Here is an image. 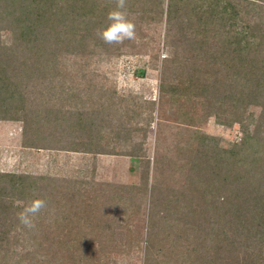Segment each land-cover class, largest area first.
Listing matches in <instances>:
<instances>
[{
	"label": "trees",
	"instance_id": "16d2710c",
	"mask_svg": "<svg viewBox=\"0 0 264 264\" xmlns=\"http://www.w3.org/2000/svg\"><path fill=\"white\" fill-rule=\"evenodd\" d=\"M143 1L152 20L166 19L172 69L162 73L160 93L181 104L195 100L194 107L203 108L202 120L241 124L243 139L225 149L220 139L197 135L186 186L153 185L148 192L150 159L143 143L156 103L147 101L145 113L137 103L131 109L114 86L94 81L98 69H91L111 59L105 53L110 45L96 30L107 27L115 0H0V121L23 124L25 148L140 158V186L150 203L142 247L133 243L130 229L124 242L116 239L121 216L136 202L124 193L139 187L120 186L125 192H118L112 185L106 192L87 188L82 180L60 184L0 172V264H112L135 250L143 252L144 264H171L178 257L179 264H264V0H245L241 7L249 19L260 20L254 26L235 0ZM133 2L127 0L129 13ZM3 31L10 42L1 40ZM210 35L224 49H205ZM205 58L214 69H202ZM251 106L262 107L252 134L245 122L252 118L245 117ZM182 112L189 116L187 109ZM142 117L145 124L138 123ZM140 132L143 138L135 141ZM114 142L123 147L119 153ZM49 181L52 188L44 185ZM37 198L47 206L29 230L17 213ZM221 236L224 248L209 247Z\"/></svg>",
	"mask_w": 264,
	"mask_h": 264
},
{
	"label": "rangeland",
	"instance_id": "374dc122",
	"mask_svg": "<svg viewBox=\"0 0 264 264\" xmlns=\"http://www.w3.org/2000/svg\"><path fill=\"white\" fill-rule=\"evenodd\" d=\"M235 1L238 2H234L236 8L241 11L246 21L252 19L253 26L255 23L258 24L260 20L253 19V17L249 19L246 12L242 10L241 7L246 5V1ZM146 8L145 1L134 0V12L129 13V18L136 25V39L126 40L123 44L110 45L105 53L108 56L111 55V59L104 63L94 64L91 69H98L99 76L94 81H107L109 85L114 86L119 96L129 100L131 109H134L137 103L145 113L149 109L147 101H155L154 122L143 143L144 156L150 159L148 192L153 185L165 189L182 190L186 186L190 172L192 151L200 142L197 135L207 134L220 139V146L230 149L233 144L241 142L245 127L239 123L232 127H224L217 124L215 118L202 120L203 108L200 109V104V107L198 105L194 107L195 100L188 102L189 104L186 102L181 104V101L174 99L171 95L160 93L162 73L166 67L168 70L170 67L172 69L171 62L167 61L171 54L170 48L167 47L166 19L164 16L161 21L152 20L151 15L146 13ZM262 21L264 23V20ZM262 28L264 33V24ZM10 39V34L3 31L1 40L8 43ZM199 39L202 40V38ZM260 39V36H256L255 41H260ZM218 40L219 38L210 35L205 40L208 43L205 49L211 48L215 51L220 48L224 49ZM207 60V58L203 59L202 69L205 71L207 68L214 69L213 62ZM207 64L210 65L207 66ZM172 80L173 72L171 71L167 73V81ZM84 87L87 89L86 82ZM182 105L189 112V116L183 114ZM261 113L262 107L251 106L245 114L246 118L251 114L254 119V121L250 117L245 119L248 127L246 130L251 134L256 128ZM190 117L193 118L192 121H189ZM137 121L136 118L134 122ZM139 121L140 124L146 123L145 117ZM22 128L23 124L20 122L0 121V172H24L34 175L37 179L48 177L49 180H59L57 182L60 184L64 180L66 182L82 180L87 188L96 187L99 191L106 192H110L108 187L112 185L117 186L118 192L122 190L120 186L139 187L131 192L122 190L125 192V198L130 199L135 196L136 202L134 209L130 207L125 209L128 214L121 216L122 220L116 232V239L118 242H124L130 229L133 243L145 247L150 203L144 194L146 191L140 186L143 160L121 155L94 157L88 154L43 148H25L23 147ZM263 130L264 125H261V131ZM143 136V132L138 133L137 136L133 135L135 141H140ZM114 144H116L115 152L119 153L123 150L117 142ZM50 184L49 181L44 185L52 188ZM44 185L41 182L37 190L39 197L42 195ZM48 218L50 219L51 216L49 215ZM212 245L224 248L227 244L221 236L209 247ZM262 250L264 256V247ZM177 259H173L171 264L183 263L182 257ZM112 264H144L143 252L135 250L128 256L118 255Z\"/></svg>",
	"mask_w": 264,
	"mask_h": 264
},
{
	"label": "clouds",
	"instance_id": "9594fccd",
	"mask_svg": "<svg viewBox=\"0 0 264 264\" xmlns=\"http://www.w3.org/2000/svg\"><path fill=\"white\" fill-rule=\"evenodd\" d=\"M127 0H115V8L107 14L109 23L105 28H98L96 35L104 43L123 44L124 41L136 39V25L129 18ZM18 204H24L23 201H17ZM47 206V201L42 198L33 199L23 210L17 213V219L25 228L31 230L36 227V218L41 210Z\"/></svg>",
	"mask_w": 264,
	"mask_h": 264
}]
</instances>
